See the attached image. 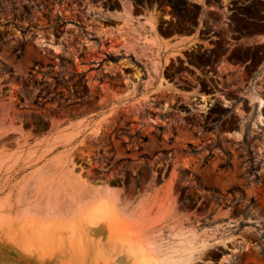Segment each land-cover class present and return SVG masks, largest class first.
<instances>
[{"label": "rangeland", "instance_id": "1", "mask_svg": "<svg viewBox=\"0 0 264 264\" xmlns=\"http://www.w3.org/2000/svg\"><path fill=\"white\" fill-rule=\"evenodd\" d=\"M197 1L0 0V264H264V0Z\"/></svg>", "mask_w": 264, "mask_h": 264}, {"label": "bare ground", "instance_id": "2", "mask_svg": "<svg viewBox=\"0 0 264 264\" xmlns=\"http://www.w3.org/2000/svg\"><path fill=\"white\" fill-rule=\"evenodd\" d=\"M153 23V21L151 20V21H149L148 22V24L150 25V24H152ZM155 23V22H154ZM257 87V88H256ZM255 88H256V94H257V97H258V103H259V106H264V99L262 98V97H260L261 96V94H260V90H259V87H260V85L258 84V86H256ZM261 88V87H260ZM262 89V88H261ZM251 95H253V94H251ZM257 101V100H256ZM260 116V115H259ZM260 120H261V122H263L264 123V116H260ZM259 120V121H260ZM263 123H262V125H263ZM102 216H103V218H106V217H108V215H107V213L106 212H103V214H102ZM124 236V235H123ZM126 239V238H125ZM186 239V238H185ZM185 239H183V240H185ZM122 240H123V238H122ZM182 240V241H183ZM124 241H126V240H124ZM128 242V241H127ZM185 242V243H184ZM183 243H181V245L180 246H177V247H172V248H170L171 250L170 251H168L166 254H165V256H164V258H163V262L161 261V260H159L155 255H154V253H152V252H150V251H148L147 253H146V264H186L189 260H190V258L192 257V252L194 253V251H193V248H192V244H188V241L187 240H185ZM129 243V242H128ZM132 243V242H131ZM180 244V243H179ZM178 244V245H179ZM135 248V247H134ZM149 249V248H148ZM160 250V249H159ZM165 251V250H164ZM167 251V250H166ZM161 253H162V251H160ZM140 253H142V252H140ZM159 252H157V254H158ZM165 253V252H164ZM160 254V253H159ZM158 254V255H159ZM162 255H164L163 253H162ZM135 257H137V256H135ZM160 258H162V257H160ZM141 259V258H140ZM142 261V260H141ZM137 264V263H136Z\"/></svg>", "mask_w": 264, "mask_h": 264}, {"label": "crops", "instance_id": "3", "mask_svg": "<svg viewBox=\"0 0 264 264\" xmlns=\"http://www.w3.org/2000/svg\"><path fill=\"white\" fill-rule=\"evenodd\" d=\"M191 2L199 5L201 8L203 6V3L201 1H197V0H190ZM150 18V17H147ZM148 21V20H147ZM262 22H264V20H262ZM198 38V34L197 31H193V32H182L179 34H168L166 36H164L161 39H158V42L161 44H166L168 43L171 47H183L184 45H189L193 42H198L201 43V40L197 39ZM256 43H264V33H262L261 35H258L257 39H255ZM260 74L261 77L260 79L257 81V86L260 82L264 81V62L261 64L260 66ZM264 84V83H263Z\"/></svg>", "mask_w": 264, "mask_h": 264}]
</instances>
